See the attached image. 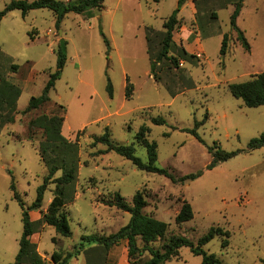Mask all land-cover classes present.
I'll list each match as a JSON object with an SVG mask.
<instances>
[{
  "label": "rangeland",
  "instance_id": "rangeland-1",
  "mask_svg": "<svg viewBox=\"0 0 264 264\" xmlns=\"http://www.w3.org/2000/svg\"><path fill=\"white\" fill-rule=\"evenodd\" d=\"M11 1L0 0V10ZM236 3L192 0L194 13L188 0L180 9L174 40L195 58L181 59L177 67L166 59L157 63L154 73L145 25L164 29L178 0H105L100 11L68 13L60 28L55 12L48 8L32 9L26 15L15 9L1 19L0 73L20 86L21 95L15 121L0 130V221L8 218V249L0 250V264L15 260L24 228L12 180L30 205L48 172L40 158L43 130L30 129L29 121L51 113L55 102L66 107L62 134L78 140L80 162L76 198L65 207L73 233L65 237L52 228L42 230L39 243L44 254L69 245L81 252L96 244L82 241L83 235L118 231L129 222L131 213L105 205L103 200L119 192L131 203L134 194L143 190L148 200L145 212L170 224L157 245L173 234L197 242L210 228L220 226L230 236L217 234L204 245L206 252L214 253L223 264H264V146L249 148L251 139L264 134V106L248 107L228 88L230 83L264 72V0H244L237 19L250 50L231 28ZM225 33L229 40L223 57L220 49ZM189 34L185 47L181 40ZM61 39L67 41L68 60L50 91V102L24 114L30 98L42 93L57 68ZM149 47L154 60L158 48L154 44ZM109 80L113 96L108 92ZM127 80L133 85L130 98L126 97ZM58 112L63 113L60 108ZM158 117L165 123H155ZM143 125L149 127L148 140L157 145L158 167L177 177L201 175L174 183L164 174L138 169L117 152L93 155L106 148L103 143L91 147V142L108 126L114 142L134 143L136 155L147 162V148L136 138ZM219 148L238 153L209 168ZM60 150L53 145L49 154L60 155ZM59 175L61 171L55 174ZM54 187L49 185L45 205ZM185 199L192 205L194 217L177 224L175 217ZM225 239L229 240L227 246ZM77 255L75 262L81 263L84 254ZM165 264H202V256L184 246L180 258Z\"/></svg>",
  "mask_w": 264,
  "mask_h": 264
},
{
  "label": "trees",
  "instance_id": "trees-1",
  "mask_svg": "<svg viewBox=\"0 0 264 264\" xmlns=\"http://www.w3.org/2000/svg\"><path fill=\"white\" fill-rule=\"evenodd\" d=\"M188 0H178L177 8L164 21L162 30H156L152 26H146V40L148 44V53L153 73L157 69V63H162L164 60H169L173 66H179V61L191 60L195 55L189 54L185 48L176 45L174 40V30L180 22L179 12L181 7ZM232 1V0H231ZM244 0H237L236 8L231 15V28L237 33L238 41L246 50H250L251 46L248 42L244 31L238 26L237 19L240 15L241 7ZM105 0H12L6 5L3 10H0V21L10 11L19 9L23 15H26L32 9L48 8L55 12L56 24L60 28V24L65 16L70 12L75 13H91L92 9L102 10ZM157 40V41H156ZM229 34L225 33L222 40L220 54L224 57L228 50ZM108 51L110 43L105 38ZM158 42V43H157ZM154 44L158 50L156 57L152 59L150 45ZM176 53V56L170 53ZM57 54V68L55 72L50 73L49 79L46 82L43 91L38 96H32L23 113L38 109L41 106L50 102V91L55 87L56 81L61 77L62 71L67 63V41L61 39L59 42ZM14 69L18 65H14ZM132 83L127 80L126 97L130 98L133 94ZM230 92L248 107L264 106V72L256 73L250 79L230 83L228 85ZM108 92L113 96V87L111 81L108 82ZM21 95V88L16 83L7 80L0 73V130L6 123L15 121V113H17V102ZM62 109L63 113L58 110ZM66 107L63 104L55 102V106L51 113H42L35 118L30 119L29 128L38 127L43 130L44 140L40 143V158L45 162L48 172L44 177L43 183L37 188V196L32 204L27 205L21 194L16 188L14 179L12 180L11 189L14 192L15 199L22 207V221L24 224L23 233L19 239V251L15 260L9 264H47V261L42 257L37 249V244L32 241L31 236L38 231L39 226L45 223L55 228L56 232L62 236L69 237L72 235V229L68 220V215L65 207L76 198L75 182L78 178L79 171V144L77 141H72L62 134V125L65 120ZM157 124L165 123V119L158 117L154 119ZM82 131V130H81ZM79 132V131H78ZM192 132L199 137L196 130ZM149 127L141 126L137 133V142L143 144L147 148L148 161H143L135 153L134 143L120 144L111 139V130L108 126L105 127L103 134L94 136L91 142V147H96L103 143L106 145L104 149H97L93 155L99 156L110 151L117 152L141 170L147 172H155L164 174L172 179L174 183H184L195 179L201 175V172L190 173L181 177H177L170 173L165 168H160L156 165L157 161V145L148 140ZM32 139L31 135L29 136ZM59 146L60 155H50L51 147ZM264 146V134L251 139L249 142L250 149H256ZM238 151H226L219 148L214 152V160L209 164V168L214 167L219 161L227 160L235 156ZM61 171V175L55 174ZM50 184H55L53 189V197L50 201L47 211L43 212L42 206L44 197ZM103 203L110 207H115L119 210L128 211L131 213L129 222L122 226L118 231L110 234H92L83 235L82 241L96 243L105 250L104 264H117L107 260V251L122 240L127 242V257L130 264H165L172 259L180 258V249L184 246H189L192 252L202 256V264H223L214 253H208L203 248L217 234L230 236L229 231L224 230L220 226H213L207 234L194 242L189 237L173 234L170 238L160 246L156 243L163 240L169 229V223L159 220L153 215L145 212V207L148 204L147 194L143 190H138L132 199L128 202L119 192H113L108 199H104ZM40 209L42 218L38 221H32L30 218V210ZM194 217L192 205L188 200H183L175 220L177 224H183ZM84 243H81L83 245ZM225 246L229 244V240L225 239ZM77 247V246H75ZM77 249V248H76ZM78 249L74 252L67 253L64 257L57 252L52 254V261L55 264H71L70 258L78 253ZM147 256V257H146Z\"/></svg>",
  "mask_w": 264,
  "mask_h": 264
},
{
  "label": "crops",
  "instance_id": "crops-1",
  "mask_svg": "<svg viewBox=\"0 0 264 264\" xmlns=\"http://www.w3.org/2000/svg\"><path fill=\"white\" fill-rule=\"evenodd\" d=\"M65 1H67V0H65ZM189 1H191V5H192L193 11L195 13L196 12V7L192 4V0H189ZM146 26H148V25H145V28H146ZM190 36H191V34L183 37L182 40H181V42L183 43V45L185 47H187V44H186L185 41L188 40L190 38ZM145 37H146V31H145ZM52 197L49 198V200L47 201L46 205L43 203V206H42L43 212L47 211V207H48L50 201L52 200ZM29 213H30V218H31L32 221H38L43 216L42 215V211L40 209L39 210L38 209H32V210H30ZM2 219H3V221H0V250L3 252L5 249H8L7 248L8 247V243H5V241H7V239H8V218L5 216V217H2ZM51 228L55 229L52 226H49V225H47L45 223H42L39 226L38 231L35 232L31 236L32 241L37 244V249H38L39 253L42 255V257L47 261V264H55L52 261V254L54 252H57L58 255L62 254V256L64 257L67 253L74 252L73 248L75 246V245H69L67 248H59V249H57L55 247V248L52 249V251L50 253L44 254L40 250L39 235L42 232V230L51 229ZM54 238L56 239V237H54ZM80 254H84V260L81 263H78L77 261L75 262V255L76 254L73 255L70 258L69 262L71 264H104V262H105V259H104L105 250H104V248H102V246H100L98 244H92L88 248L85 247L84 250H82L81 252L78 251V255H80ZM106 257H107L108 261L115 262L117 264L126 263L128 261V257H127V242L125 240H122L118 244L112 246L107 251ZM72 258H74V261L72 260ZM1 264H4V263L2 262Z\"/></svg>",
  "mask_w": 264,
  "mask_h": 264
}]
</instances>
